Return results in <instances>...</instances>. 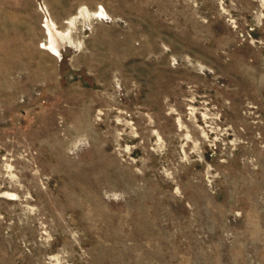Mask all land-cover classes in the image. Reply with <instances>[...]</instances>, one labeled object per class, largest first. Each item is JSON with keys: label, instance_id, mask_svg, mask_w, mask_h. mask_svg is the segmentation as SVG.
I'll return each instance as SVG.
<instances>
[{"label": "rangeland", "instance_id": "obj_1", "mask_svg": "<svg viewBox=\"0 0 264 264\" xmlns=\"http://www.w3.org/2000/svg\"><path fill=\"white\" fill-rule=\"evenodd\" d=\"M0 264H264V0H0Z\"/></svg>", "mask_w": 264, "mask_h": 264}]
</instances>
